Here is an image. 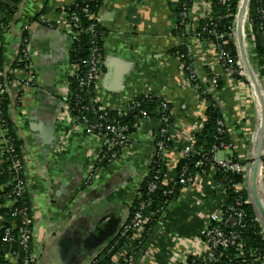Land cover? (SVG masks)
I'll list each match as a JSON object with an SVG mask.
<instances>
[{
  "label": "crops",
  "instance_id": "0c3cea01",
  "mask_svg": "<svg viewBox=\"0 0 264 264\" xmlns=\"http://www.w3.org/2000/svg\"><path fill=\"white\" fill-rule=\"evenodd\" d=\"M176 1L105 0L98 15L107 35L96 94L101 104L113 111L121 110L125 100L134 97L163 99L172 111L174 136L194 128L200 131L210 106L203 93L186 81V62L174 53L186 46L204 87L212 77L208 73L211 69H218L217 75L224 82L221 88L207 84L205 92L230 130L234 150L225 155L248 167L250 186L264 101L263 76L246 26L252 2L248 0L245 5L246 0H239L237 7L236 48L248 77V83L242 82L244 88L227 80L212 44L197 41L190 26L187 35L174 33ZM74 2L22 0L18 7L10 2L17 8L14 27L10 26L0 43L7 76L15 70L23 37L34 49L36 84L22 98L11 88L8 116L28 160L24 178L34 216L31 249L35 264H92L117 239L141 176L156 154L154 133L143 124L131 135L133 140L124 158L101 166L99 174L88 179L95 156L107 144L88 137L64 115V98L73 73V44L63 29L65 9ZM41 18L50 23L43 24ZM167 157L171 168L182 158L176 153ZM256 187L264 206L261 170L256 175ZM4 223L0 217V238ZM5 258L8 264H21L14 252L8 251ZM149 264L157 263L151 259Z\"/></svg>",
  "mask_w": 264,
  "mask_h": 264
},
{
  "label": "built area",
  "instance_id": "2783aa9c",
  "mask_svg": "<svg viewBox=\"0 0 264 264\" xmlns=\"http://www.w3.org/2000/svg\"><path fill=\"white\" fill-rule=\"evenodd\" d=\"M90 2L93 0H89ZM212 0H192V7L188 9L187 3L184 5V11L180 14V25L183 27L188 24L191 31L194 33L195 38L199 42H205L204 38H214L217 40L215 44H212V48L216 53L217 63L222 67L227 80L237 83L241 87L245 88L243 81L236 82L231 78L233 74L240 77H245L246 74L243 69L235 68V63L227 51L225 46L228 44V37L232 34L226 35L225 33H218L217 24L211 18L213 14ZM254 3H263L264 0H251ZM74 7V8H73ZM77 4L74 2L67 9H65V26L64 33L72 40L74 47L75 42H80L81 34L84 32L81 25V18L77 12ZM41 9V7H40ZM40 11V10H38ZM83 13L90 17L94 24H91L86 30L91 37V58L88 62V72L86 78L81 81V87H90L93 84L96 85L98 77L102 70V60L104 47H100L99 37L102 33L98 30V25L101 23L98 16L91 13L89 6L82 8ZM257 12L261 15L264 26V8H259ZM232 16L228 14V17ZM43 24H49L50 21L41 18ZM205 22L202 28H199L200 22ZM247 34L253 35L250 28L249 16L247 23ZM185 27V26H184ZM178 28V27H177ZM10 29V28H9ZM200 30V31H199ZM232 33L236 30L231 29ZM183 31V29H182ZM105 41V37L103 38ZM34 49L30 41L23 37L19 55L16 60V69L11 72L13 82L11 88L18 91L20 98L27 94L35 83V74L33 71L32 58L34 57ZM195 66L185 68L188 76L186 81L191 84L197 92L204 94V88L200 82L201 78L194 73ZM78 69L73 63V74L77 73ZM6 74L1 67L0 63V150L2 155L10 154L11 168L10 170L14 176V187L12 195L16 197H22L27 193V187L21 175L24 174L28 163L27 155L22 151L21 154L16 153L14 140L10 134V124L8 116V107L5 105L6 97L10 92L6 82ZM264 81V76L262 77ZM208 84L213 87L218 86V79L210 78ZM69 89V88H68ZM248 92V88L245 89ZM70 94L69 90L66 91V96ZM138 97L133 99H127L124 102V108L119 111L120 116L124 115L123 109L135 110L139 107L140 103L137 102ZM94 101L101 104L98 95ZM64 115L66 118H70L84 133L91 138H98L106 142L105 150L100 151L95 156V165L92 166L91 172L88 175V179H92L99 174L100 167L106 164H115L124 158L128 151L130 144L132 143V136L128 135L127 128L125 126H116L108 124H93L87 117L78 118L72 115L70 107L65 104ZM102 105V104H101ZM161 107L164 110H168V103L164 100L161 102ZM102 109L107 107L101 106ZM108 109V108H107ZM127 112V111H125ZM142 116L147 119L148 113L141 111ZM217 138L218 144L211 147L208 151L201 150L197 152L194 148L195 138L194 134L198 132V129H193L191 132L182 134L177 138L178 141L186 142L188 144L183 149H174L171 144L175 140L172 136H168V130L162 129L160 135L157 137L154 135L153 141L155 146V155H163L168 161L167 154L176 153L181 157L187 158L198 154L199 159L195 163L196 173L188 172L187 168H184L180 174L160 176L159 172L149 178L153 168L156 165L154 158L150 161L149 170L146 174L142 175V180L139 185L146 180L148 185L147 199L142 200L138 204L137 211L130 214L123 225L117 238L126 237L129 234L133 235V238L138 241V244H142L143 232L145 226L154 220V214H148L150 206L152 205L153 195L160 189L161 181L166 178V182L170 185L169 190H166L163 194L167 196L168 200L165 206L170 205V201L173 197H177L179 201L188 204L189 206H195L199 209L198 216L203 221V229L200 231L199 236L191 237L190 239H183L177 235L171 238V247L169 248V255L167 257L166 264H234L236 260H241L242 264H264V255L257 249L250 248L245 234L249 227L259 224L258 219L252 220L249 218L245 207L248 205V200L244 197L246 189V177L248 174L247 168L238 159L233 156H226L225 154H232L234 150L233 143L225 141L226 134L228 133V127L225 120H218L217 123ZM105 130L111 135V138L107 139V136L101 135V129ZM97 130H100L96 133ZM231 135V134H230ZM264 151L262 155V165L260 167L264 175ZM170 170V164H168ZM221 175V177L214 182L213 188L221 196L220 201H215L209 194H201L203 188L204 179H210L214 176ZM236 176L242 177L244 181H237ZM139 187V186H138ZM181 188V189H179ZM136 194V193H135ZM7 198H11V194H8ZM11 202V201H10ZM216 207L215 210H211L212 207ZM165 207L160 209L158 213L164 212ZM23 215V226L12 228H3V243L16 242L21 247L25 256L22 259V264H35V259L32 254L31 240L32 231L29 227L34 224V219L29 218L23 210L15 209L14 215ZM261 227V226H260ZM18 230V236L14 233ZM260 236L264 240V230L261 228ZM117 243V242H116ZM15 253V252H14ZM18 257L19 253H15ZM153 257L145 251L143 256L138 258V255L134 252L124 258V264H149ZM115 260H120V256L116 255Z\"/></svg>",
  "mask_w": 264,
  "mask_h": 264
},
{
  "label": "trees",
  "instance_id": "16d2710c",
  "mask_svg": "<svg viewBox=\"0 0 264 264\" xmlns=\"http://www.w3.org/2000/svg\"><path fill=\"white\" fill-rule=\"evenodd\" d=\"M191 1L192 0H177L173 5V11L175 14L174 16L176 17V30L174 31V33H183L182 35H187L188 24L186 23V25H184L185 27H182L180 25V14L184 11V5L186 3L188 5V9H191ZM10 2H13L18 7L22 3V0H0V43L4 40L5 34H7V31H9V28L17 13V8H13L12 6H10ZM211 2L213 4V14L211 18L217 24L218 33H225L228 36L229 34H232L230 37H228V44L225 46V48L230 53V56L232 57L236 65L235 68L243 69L246 74L245 77H240L236 74H233L231 78L236 82L243 81L245 83H248V77L245 67L241 65V59L236 48V32L232 33L231 30L233 28H235L236 30L235 24L239 0H212ZM75 3L78 6L77 12L81 18V25L84 32L80 36V42H75L72 49V62L77 67L78 72L73 74L69 78L68 90L70 94L68 97L64 98V103L70 107L72 115L81 119L83 117H87V119L90 120L91 123L103 124L104 127L108 124L113 123L116 126H125L127 128L126 133L128 135L134 134L137 128H140V126H142L143 124H148V129H151L154 135L157 137L160 135V131L162 129H167L168 136H172V138H175V140L171 144L172 148L183 149L184 147H186L188 145L186 144V142L181 143L180 141H178L177 138H181L180 136H174L172 111L170 108H168V110H164L161 107V102L163 101V99H158L154 96L138 97L137 102L140 103L139 107L135 110L123 109L124 115L120 116V112L122 111H113L107 108L102 109V105L94 101L97 95L95 84L90 87H81V81L86 78V74L88 72L87 64L91 58V37L90 34L86 32V30L91 24H94V21L90 17H88L87 14L83 13L82 8L88 5L91 13L95 16H98L104 6L105 0H93L91 2L89 0H75ZM259 8H264V2L261 4L254 2L251 3L249 11V22L253 34L252 38L255 47L254 50L258 56V63L260 65V73L262 76H264V26H262V17L257 12ZM228 14L232 16L228 17ZM204 24L205 22L201 21L199 24V28H202ZM98 30L102 33V36L99 37V42L100 47L103 48L105 45V41H103V38L106 37L107 30L102 25V23H99ZM204 41L211 44H215L217 42L216 39L209 37H205ZM174 53L182 57V59L186 62V68L193 66V58L186 46L177 49L176 52L174 51ZM2 61V48H0V63L3 69ZM193 70L194 73H196L195 69ZM216 70L218 72V69H215V71L211 69L208 73L212 76L211 78L218 79V86L221 88L224 82L220 77H218V73L216 72ZM186 74L188 76L187 72ZM5 82L7 87L9 88V91H11V83L13 82V77L10 74H8ZM201 84L204 88L205 93L201 96L208 101L210 109L208 110L207 121L204 122L203 128L194 134V148L197 152H201L202 149L208 151L211 147L218 144V141L216 140V138L218 137L216 123L218 120H224L221 111L217 107H215V102L213 99H211L210 94L208 92H205V90L208 89V85L206 84L204 87L202 82H200V85ZM9 101V95H7L5 102V105L7 107L9 105ZM141 111L147 112L149 117L145 119L142 116ZM8 120L10 124V134L12 136V139L14 140L16 153L21 154L22 151H24L23 142L16 134L11 120ZM98 131L100 130H97L96 133ZM98 133L107 136V139L111 138V135L105 130V128L101 129V131ZM224 138H226V142L231 144L233 143V141L231 140L229 128L228 133ZM10 156V154L2 155L0 150V205L3 207L0 210V217H3L5 219L3 228L23 226V215H14L15 209L23 210L29 218L34 219L28 188L27 193L22 197H16L15 195H12L14 187V176L12 171L10 170ZM198 159V154L187 158L182 157L176 163L174 168L172 167V170H170V168L168 167L169 161L164 158L162 154L160 156L157 154L154 156L156 165L148 177H154L157 172H159V175H162L163 177L168 175L174 176L176 174H180L184 168H187L188 172L190 173H196L197 170L195 169V163L198 161ZM105 165L107 164L105 163L103 166ZM220 177L221 175L214 176L210 179L205 178L203 181L201 194H209L211 198L215 199V201H220L223 196H221L213 188L214 182H216ZM21 178L25 182L24 174L21 175ZM235 178L237 181H244L242 177L236 176ZM169 188L170 185L168 184V182H166V178H164L160 183V189L152 197L153 202L149 208V211L147 212L148 214H154V220H152L145 226V230L142 234L143 238L141 245H139L138 241L133 238L132 234H129L123 238L119 237L113 243H111L105 250V252L100 254L92 264H124V258L129 254L135 252L139 258L143 256L145 251L153 257L157 264H166L167 257L170 253L169 248L171 247V238L173 236L177 235L183 239H190L191 237L199 236L200 231L204 227L203 221L197 214L199 209L195 206H189L188 204L179 201L177 197H173L171 199L169 207L165 206L168 198L163 193L166 190H169ZM135 193L136 194L134 195L132 201L130 214L137 211L138 204L142 200L147 199L148 185L146 183V180L139 185ZM8 194H11V198H7ZM244 197L246 198V200H248L247 191L244 192ZM164 207L165 211L157 214V212ZM215 209V206L211 208V210ZM245 210L249 218H251L252 220L257 219V215L255 214L251 205H246ZM29 229L32 231L33 226L29 227ZM260 232L261 227L256 223V225H254L253 227H249L248 231L245 234V238L250 248L257 249L264 255V240H262ZM14 233L16 234V236H18V230H15ZM3 234L4 229H2V235L0 238V264H8L5 258L8 251L19 253L21 255L19 256V260L22 264V259L24 258L25 254L22 251L21 247L16 242L10 244L3 243ZM116 255L120 256V260H115ZM234 264H242V261L236 260Z\"/></svg>",
  "mask_w": 264,
  "mask_h": 264
},
{
  "label": "water",
  "instance_id": "95a60500",
  "mask_svg": "<svg viewBox=\"0 0 264 264\" xmlns=\"http://www.w3.org/2000/svg\"><path fill=\"white\" fill-rule=\"evenodd\" d=\"M247 2H248V0H246L245 5ZM241 19H242V16H241L240 20ZM237 25L238 24L236 21L235 26H237ZM12 27H14V23L11 24V28ZM235 32H236V34L239 33V31L237 29ZM247 71H248L249 76L252 77L251 69L248 68ZM6 78H7V75H6ZM14 91H16V90H14ZM263 91H264V89H263ZM263 96H264V92H263ZM262 115H263L262 129L259 132V135L257 136V138L255 140L257 152H256L255 161L251 166V168H252V170H251V183L249 186V183H248L249 180H247V177H246V180H247L246 181V189H247V193H248V204L252 206L255 214L257 215V219L260 223V226L264 230V206L262 205L261 200H260V195H262V194H260L258 192V189L256 187V175L258 174V171L261 170L260 167L262 165V155H263V151H264V101H263V114ZM247 171H248V169H247ZM247 176H248V174H247Z\"/></svg>",
  "mask_w": 264,
  "mask_h": 264
},
{
  "label": "rangeland",
  "instance_id": "374dc122",
  "mask_svg": "<svg viewBox=\"0 0 264 264\" xmlns=\"http://www.w3.org/2000/svg\"><path fill=\"white\" fill-rule=\"evenodd\" d=\"M249 89H250V87H249Z\"/></svg>",
  "mask_w": 264,
  "mask_h": 264
}]
</instances>
